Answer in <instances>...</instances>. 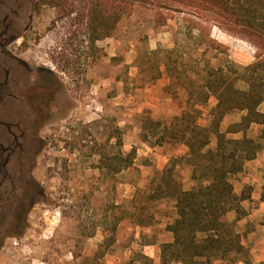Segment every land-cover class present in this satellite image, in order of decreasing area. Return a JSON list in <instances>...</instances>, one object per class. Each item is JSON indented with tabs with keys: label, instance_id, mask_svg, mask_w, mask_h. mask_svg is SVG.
<instances>
[{
	"label": "rangeland",
	"instance_id": "rangeland-1",
	"mask_svg": "<svg viewBox=\"0 0 264 264\" xmlns=\"http://www.w3.org/2000/svg\"><path fill=\"white\" fill-rule=\"evenodd\" d=\"M134 1L111 36L94 41L91 0H48L34 17L32 38L16 42V50L55 74L62 88L42 132L37 204L24 231L1 245L0 264H144L142 254L152 259L148 264H161L176 207L156 186L177 158L175 175L189 188L193 167L186 144L154 143L151 122L169 125L186 113L209 124L216 99L203 85L208 69L249 65L264 57V45L202 15L161 9L166 0ZM200 21L215 44H200ZM237 117L231 113L222 130ZM215 144L213 135L210 147ZM132 149L133 165L113 172V160Z\"/></svg>",
	"mask_w": 264,
	"mask_h": 264
},
{
	"label": "trees",
	"instance_id": "trees-1",
	"mask_svg": "<svg viewBox=\"0 0 264 264\" xmlns=\"http://www.w3.org/2000/svg\"><path fill=\"white\" fill-rule=\"evenodd\" d=\"M133 6L134 0H91L88 21L92 40L111 36L121 16ZM159 7L215 20L228 31L257 41L260 47L264 45V0H166ZM195 27L199 30L200 44L216 43L207 34L203 22L195 23ZM241 81L245 88L239 85ZM203 85L216 99L209 124L190 121L186 113L175 116L169 125L151 122L156 131L154 143L161 145L170 140L186 144L193 167V183L189 188L175 175L177 158L167 165L162 181L156 186L155 191L174 199L176 207L175 218L168 225L173 240L162 244L161 264H213L216 259L231 264L244 253L240 235L231 232L227 213L246 197L234 193L232 175L263 148L258 139L246 133L254 124L264 125V111L260 109L264 103V57L260 55L246 66L223 64L209 68ZM234 112L243 113L241 120L222 130L224 119ZM159 128L162 130L157 132ZM237 132H243L244 137H227L228 133ZM213 135L217 139L215 148L210 147ZM148 137L145 135L144 139L149 141ZM263 137L264 128L259 138ZM135 153L132 149L121 155L119 162L114 159L110 169L118 172L130 168ZM138 259L144 264L152 262L145 254Z\"/></svg>",
	"mask_w": 264,
	"mask_h": 264
},
{
	"label": "flooded vegetation",
	"instance_id": "flooded-vegetation-1",
	"mask_svg": "<svg viewBox=\"0 0 264 264\" xmlns=\"http://www.w3.org/2000/svg\"><path fill=\"white\" fill-rule=\"evenodd\" d=\"M47 0H0V247L22 233L37 204L36 164L42 134L57 107L62 85L55 74L32 64L16 42L33 36V20Z\"/></svg>",
	"mask_w": 264,
	"mask_h": 264
},
{
	"label": "crops",
	"instance_id": "crops-1",
	"mask_svg": "<svg viewBox=\"0 0 264 264\" xmlns=\"http://www.w3.org/2000/svg\"><path fill=\"white\" fill-rule=\"evenodd\" d=\"M242 115L243 113L239 112V117L230 124L239 122ZM230 117L231 114L224 119L225 122ZM263 128L264 125L254 124L247 131L246 136L258 139L263 148L254 158L244 161L240 170L231 177L234 193L237 196L246 194V197L239 200L237 206L232 207L227 213L231 232L240 235L244 247L242 256L231 264H264V137L259 138ZM244 135L243 132L228 133L227 137L242 139ZM216 146L217 139L212 148Z\"/></svg>",
	"mask_w": 264,
	"mask_h": 264
}]
</instances>
